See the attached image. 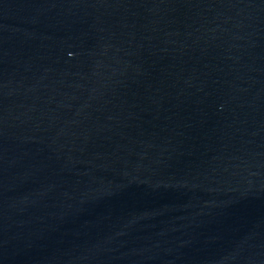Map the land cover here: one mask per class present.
I'll list each match as a JSON object with an SVG mask.
<instances>
[{
    "label": "water",
    "instance_id": "water-1",
    "mask_svg": "<svg viewBox=\"0 0 264 264\" xmlns=\"http://www.w3.org/2000/svg\"><path fill=\"white\" fill-rule=\"evenodd\" d=\"M0 264H264V0H0Z\"/></svg>",
    "mask_w": 264,
    "mask_h": 264
}]
</instances>
